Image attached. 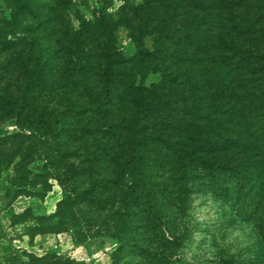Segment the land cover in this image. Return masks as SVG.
<instances>
[{
	"label": "trees",
	"instance_id": "16d2710c",
	"mask_svg": "<svg viewBox=\"0 0 264 264\" xmlns=\"http://www.w3.org/2000/svg\"><path fill=\"white\" fill-rule=\"evenodd\" d=\"M248 1L253 0H122L117 19L93 11L91 20L75 16L73 28L64 12L69 0H1L2 51L13 48L22 28L30 35L38 28L49 37L60 35L54 52L75 59L64 74L101 82L97 95L83 98L87 104H73L67 112L116 119L113 129L129 142L121 157L109 149L91 152L84 160L94 165L91 177L98 167L104 174L82 191L64 190L43 220L56 231H82L64 214L69 204L97 213L107 207V217H100L111 240L110 264L181 263L166 253L168 244L182 245L187 231L168 242L164 210H181L188 195L202 194L218 203L229 225L255 227L258 259L264 258V6L240 14V3L244 8ZM116 25L128 31L135 47L127 60L116 46ZM144 38L152 40L150 48ZM146 63L156 65L159 79L135 85L129 78ZM53 124L43 134L59 133V120ZM73 133L92 134L85 125ZM98 186L104 187L99 195L108 196L96 197ZM50 225L46 230L52 233Z\"/></svg>",
	"mask_w": 264,
	"mask_h": 264
},
{
	"label": "rangeland",
	"instance_id": "374dc122",
	"mask_svg": "<svg viewBox=\"0 0 264 264\" xmlns=\"http://www.w3.org/2000/svg\"><path fill=\"white\" fill-rule=\"evenodd\" d=\"M121 3L122 0H69L64 12L76 28L75 16L91 20L93 11L117 19ZM4 5L6 2L0 0V12L6 10ZM242 5L238 9L242 15L251 13L257 5L264 6L262 0L248 1L244 8ZM33 31L30 35L22 28L8 51H2L0 45V264H65V259L77 264H110L111 240L107 228L101 226L100 217L101 214L107 217V207L97 213L69 204L64 214L75 218V227L82 231L66 228L56 231L50 225L53 222L42 218L55 211L64 190L82 191L91 185L92 178L104 174L98 167L91 177L90 168L94 165L84 161L91 152L96 155L109 149L111 154L121 157L129 142L125 143L123 135L113 129L119 126L116 119L108 121L98 115L82 117L67 112L66 108L73 104H87L83 98L90 93L97 95L101 82L92 77L88 80L81 75L75 77L69 72L64 74L65 65L75 59L54 52L62 44L58 39L61 36L43 35L41 28ZM113 35L122 57L127 60L133 56L135 47L128 31L116 25ZM143 44L150 48L152 40L144 38ZM158 70L154 63L143 64L129 80L148 86L158 81ZM109 88L116 90L112 85ZM55 119L59 120L60 132L43 134L54 129ZM84 125L92 134L83 137L73 133ZM7 134L11 137L7 138ZM16 146L18 151L8 157ZM79 173L81 176L76 178ZM103 188H95L96 197L101 196ZM105 196L108 194L101 198ZM164 211L163 220L171 231V235L166 231L163 234L168 242L187 231L182 235V245L168 244L171 248L166 253L179 258L181 263L166 264H264L263 257L258 259L260 239L255 227L248 223L229 225L220 216L218 203L207 195H188L181 210ZM85 223L91 226L87 228ZM98 224L99 228L95 226ZM49 225L52 233L46 230ZM34 236L35 242L31 243ZM123 261L127 263L128 258Z\"/></svg>",
	"mask_w": 264,
	"mask_h": 264
},
{
	"label": "crops",
	"instance_id": "0c3cea01",
	"mask_svg": "<svg viewBox=\"0 0 264 264\" xmlns=\"http://www.w3.org/2000/svg\"><path fill=\"white\" fill-rule=\"evenodd\" d=\"M36 237H37V236H34V237H33V239L31 240V243H34V242H35L34 239H35Z\"/></svg>",
	"mask_w": 264,
	"mask_h": 264
}]
</instances>
